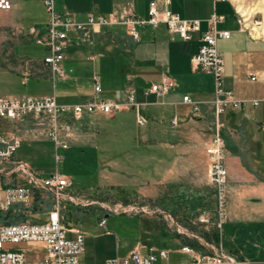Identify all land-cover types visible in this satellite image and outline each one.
<instances>
[{"label": "crops", "instance_id": "obj_1", "mask_svg": "<svg viewBox=\"0 0 264 264\" xmlns=\"http://www.w3.org/2000/svg\"><path fill=\"white\" fill-rule=\"evenodd\" d=\"M8 1L11 4V9L9 11L0 10V15L6 17V21L0 22V46L5 51L4 55H0V71L3 69L5 72L8 71L19 76L22 85H26L28 78H39V76L48 73L56 74L43 63L46 50L42 46L43 56L40 59H22L14 54L16 45L33 41V36L30 34L32 27L28 34L24 35L20 22L24 21L26 15L32 19L38 7L43 9V0ZM151 2H155L160 11L167 9L182 19L199 20L200 28L198 32L192 34V39L189 41H183L178 36L169 33L164 24H160L156 28L148 26L142 29L139 40L133 42L139 44V49H142V43L146 42L151 44L150 46L158 44L165 47L167 49L165 58L159 62L155 59V65L152 66L153 59L144 56L143 60L146 61V65L136 67L134 74L127 75L119 87L104 94L102 90L103 98L117 99L122 97L123 91L126 89H134L139 111L146 119L143 126L136 124L139 128L136 133L137 142L145 147L146 152L159 146L171 158L167 176L164 181L158 183V187L140 184L132 190L136 196L134 205L154 208V212L149 214H133L141 219L145 217L142 220L139 219L140 237L135 246L139 244L157 248L153 245V240H157L161 246L170 245V247L157 248L169 251L168 262L164 264H193L186 255L179 252L180 246L186 240L183 235L172 229L171 223L174 221L178 224L184 223V227L189 232L203 240L208 237L210 239L208 242L212 245H217L220 242L225 252L235 256L243 264H264V108L248 105L243 110H228L221 117L223 124L221 132L226 145L228 199L226 222L222 227L221 234H218L217 241L215 235H212V232L216 231L213 225L200 226L196 224L197 218L202 214L212 219L215 215L214 188L208 180V162L205 151L212 134L211 101L215 97L213 75L203 69L194 70L191 65V58L201 45V35L207 29L206 20L213 13L222 16L223 20L218 24V28L230 32L229 39L217 41V48L223 59V88L225 91H231L236 99H262L264 98V38L256 35L253 29H250L249 32L240 30L237 22L238 10L230 0L215 3L210 0H54V9L58 13H67L78 21H85L89 14L108 17L122 13H133L139 18H142L143 15L146 19ZM45 25L46 23H44V27H39L35 24L34 27L43 32ZM119 28L122 27L106 26L87 35L72 36L76 42H71L69 45L73 44L77 49L74 57L79 65L76 66L77 74L73 77V84L70 88L75 95V102L68 104L82 103L92 96V78H90L89 92L82 93L85 88L81 74H83V69L87 68L88 62L92 65V62L102 57L100 54H96L97 52L95 53L97 47L101 52H111L112 44L118 46L120 38L114 35L115 32L127 35L125 30ZM109 31H113V33ZM9 32L11 35H7ZM138 68H140L138 76L141 79V74L150 72V78H143L145 81L142 80V83H139L141 84L140 89H137L134 81L137 78L135 72ZM145 70L147 71L141 72ZM163 77H167L173 83L167 93L160 97L154 94L144 95L143 90L146 87L159 82ZM60 78L67 79L64 75ZM176 78L184 79L183 88L178 85ZM1 84L3 83L0 82ZM8 94L3 96H53ZM184 95H189L194 101L200 103L199 112L193 113L190 106L182 103ZM147 107L155 115L161 114L162 110L169 114L170 129L173 132V136L169 140L161 139L164 128L163 120H158L155 116H147L145 111L143 112V108ZM114 117L115 114L108 116L94 113L84 114L79 119L69 118L75 135L72 142L81 145L89 144L91 138L94 137L93 128L96 121L100 118L115 119ZM58 150L55 149V154L58 153ZM23 163L30 168L28 164ZM4 178L10 179L7 176L0 177V186L2 187L7 184L1 182L4 181ZM105 178L109 185L97 186L91 190L92 192L75 188L68 179L69 188L66 192L77 197L81 202H91L86 205L65 202L63 211L67 215L69 224L73 220L79 221L81 214L85 211L101 209L109 212L106 207L113 208L120 205L118 202L107 204L101 199V201L93 199L94 191L104 187L112 189L115 187L112 184V179L107 176ZM88 197L91 200H88ZM162 201L165 208H170L169 210L160 209ZM156 206L159 207V210L156 209ZM161 219L166 222V229L160 224ZM147 221H155L156 224L147 226ZM255 249H260V252L257 251V253L259 252L263 257L261 262H253L247 257L248 253L256 251ZM112 259L114 258L108 257L102 264Z\"/></svg>", "mask_w": 264, "mask_h": 264}, {"label": "built area", "instance_id": "obj_2", "mask_svg": "<svg viewBox=\"0 0 264 264\" xmlns=\"http://www.w3.org/2000/svg\"><path fill=\"white\" fill-rule=\"evenodd\" d=\"M225 2L228 0H210ZM168 3V2H166ZM48 15L45 30L37 27L30 29L33 42L46 50L43 63L53 73L62 77L61 63L64 60V50L72 42V36L87 35L97 32L106 26H120L133 40L138 41L141 30L151 26L156 28L164 24L167 31L178 36L183 41L192 39V34L199 31L200 21L196 19H182L167 9L159 10L155 2L149 4L148 18H139L135 14H113L111 16L89 14L85 21H78L67 13H58L54 9V0H43ZM11 4L8 0H0V10L9 11ZM223 17L213 13L207 20V29L201 35V45L191 58L194 70L203 69L213 75L214 99L211 101L213 110L212 134L205 149L207 155V175L214 188L215 215L211 217L202 214L197 218L200 226L213 225L221 234L226 220L227 181L226 145L221 132V117L228 110H243L248 105L264 108V98L240 100L231 91L223 88V59L217 48L219 39H229L230 32L220 30L218 24ZM237 22L242 31L261 27V20L255 16L237 11ZM93 93L86 101L78 104H60L54 96L48 97H6L0 96V119L18 123L32 122L41 132L52 140L55 149H67L74 140V128L70 119H79L84 114L100 113L113 115L118 112L133 110L136 124L143 126L146 119L139 111L135 91L128 88L122 97L106 99L102 97V88L97 76L92 77ZM173 83L167 77L152 83L143 90L144 95L154 94L157 97L167 93ZM182 103L190 106L193 113L200 111V103L189 95L182 97ZM175 123V121H173ZM22 139L15 135H0V177L10 178L4 187L0 186V212L26 207L34 201L35 194L40 191L49 193L52 201L49 209L44 213L45 218L37 222L0 223V264H83L80 256L84 251V234L77 226H69L63 204L70 202L75 205H86L91 202H81L77 197L67 193L68 178L55 172L47 177H40L21 161L15 158V153ZM56 160L61 156L56 153ZM119 205V204H118ZM109 212L151 213L146 207L138 205L106 207ZM121 209V210H120ZM105 227V219L98 223ZM175 231L184 236V242L179 252L186 255L193 264H243L235 256L225 252L221 243L212 245L206 240L189 232L178 223H171ZM187 241L197 242L201 248H196ZM25 244L41 246V256L30 259L22 248ZM32 252V251H30ZM35 253V252H32ZM169 251L137 244L124 257H116L104 264H164L168 262Z\"/></svg>", "mask_w": 264, "mask_h": 264}, {"label": "rangeland", "instance_id": "obj_3", "mask_svg": "<svg viewBox=\"0 0 264 264\" xmlns=\"http://www.w3.org/2000/svg\"><path fill=\"white\" fill-rule=\"evenodd\" d=\"M240 13L248 12V15L255 16L261 20V26L264 24V0H230ZM44 7V5H43ZM253 10V11H252ZM250 11V12H249ZM145 18V16H141ZM48 18L46 8L38 7L32 19L26 15L22 24V32L24 35L28 34L31 27L36 24L39 27H44ZM6 21V17L0 15V22ZM34 21V22H32ZM120 30H124L119 28ZM7 35H11L9 32ZM264 38L263 35H260ZM177 40V38H176ZM72 42H76L74 38ZM144 42V41H142ZM133 54L137 60H143L144 56L150 57L152 66L157 62L163 60L167 54V49L158 44L142 43L141 52ZM73 45V44H72ZM69 45L64 51V60L61 63L64 77L66 80L60 78L57 74H43L39 78H28L26 85L21 84V78L15 76L10 72L0 71V96L10 93H16L24 96H46L53 95L60 103L75 102V95L70 89L72 87V79L77 74L76 66L79 64L75 59L74 53L77 49L74 45ZM113 50L105 52L97 47L96 54L102 57L98 58L93 64L87 63L83 69V85L84 91L88 93L91 88L90 78L97 76L99 78L100 86L103 94L111 89L119 87L120 82H123L119 73V63L114 62V52L116 46L112 44ZM116 47V48H115ZM5 51L0 46V55H4ZM14 54L22 59H40L43 56V48L33 41L16 45ZM90 65V67H88ZM159 65V63H158ZM139 67V66H137ZM138 68L136 70L137 78L134 79L137 89L141 88V81L143 78L149 77L150 72L141 74L142 79L138 76ZM121 78V79H120ZM178 85L183 88L184 79L176 78ZM145 81V80H144ZM88 91V92H87ZM8 94V95H9ZM145 111V112H144ZM143 112L150 117L155 116L163 120V136L161 139L169 140L173 136L170 129L169 114L162 110L161 114H153L149 108H143ZM115 119L100 118L96 121L93 128L94 137L91 138L89 144L81 145L75 144L72 141L69 143L67 149H59L58 154L61 156L60 160L55 158V146L50 138L43 134L39 127L32 122L18 123L0 119V135L15 134L19 136L22 141L16 150L15 157L29 165V169L34 174L40 177H47L51 173L58 172L60 175L67 177L74 187L80 190L91 191L97 186L107 184L105 176L113 180L115 187L101 188L93 192V199L95 201H105L107 204L120 203L122 206L134 205L136 196L132 193L133 188L140 184L147 186L158 187V183L165 180L167 176V169L170 165V155L164 153L158 146L151 148L146 152L145 147L139 144L136 139L138 127L135 123V116L133 110L115 113ZM35 139V140H33ZM164 154V155H163ZM4 184L10 182V179L1 181ZM109 185V184H107ZM92 192V191H91ZM49 200V206L43 204V200ZM91 200L90 197L87 198ZM101 199V200H100ZM228 199V197H227ZM226 199V200H227ZM52 201V196L44 191L37 192L34 201L23 207L25 213L16 216L18 222H37L45 218V212L49 209ZM34 206V210H33ZM164 210V202L161 203ZM157 210L159 207L156 206ZM18 208V207H16ZM14 208V209H16ZM148 210L152 211L154 208L148 206ZM121 210V209H120ZM134 211L126 213L105 212L101 209L88 210L81 214L79 221L73 220L69 226H77L84 234V252L80 256V261L83 264H102L104 259L111 257H124L131 251L139 236V219L145 217H137ZM107 216V217H105ZM15 217V218H16ZM106 220V226L99 227L98 221L101 218ZM15 218H10L14 221ZM226 222V221H225ZM224 222V223H225ZM17 223V222H16ZM147 226L156 224L155 221H147ZM150 224V225H149ZM160 224L165 227L166 222L161 219ZM183 226L184 223H179ZM224 225V224H223ZM175 231V226L172 227ZM238 239V238H237ZM243 242V240H242ZM153 245L160 247H170V245L161 246L159 241L153 240ZM25 253L30 259H35L41 256V246L38 244H25L22 246ZM248 253L247 257L253 262H261L263 257L259 254L260 249ZM35 253H32V252ZM257 251H259L257 253Z\"/></svg>", "mask_w": 264, "mask_h": 264}, {"label": "trees", "instance_id": "obj_4", "mask_svg": "<svg viewBox=\"0 0 264 264\" xmlns=\"http://www.w3.org/2000/svg\"><path fill=\"white\" fill-rule=\"evenodd\" d=\"M109 32L113 33V31H109ZM114 35H117L118 38H120V41L118 42L119 44L116 48V51L114 52V62L119 63V73L124 82L127 75L134 74V69L137 66L146 65V61L137 60L135 57H133V54L136 52V49H137L136 48L137 44L133 42V40L128 35L119 33L118 31H116ZM138 52H141L139 48H138ZM123 82H120V85ZM49 203H50L49 200H45V199L43 200V204H46L49 206ZM34 209L35 208L33 206V210ZM24 211L25 209L20 206L16 209H8L7 211L0 212V223H3V224L16 223L19 221V219H17L16 216L21 217L23 213H25ZM12 217L13 218L16 217L14 221L10 220V218ZM212 235H215V240L218 241L219 239L218 232L217 231L212 232ZM205 240L210 241L208 237H205ZM187 243L196 248L203 250L201 246L195 241H187Z\"/></svg>", "mask_w": 264, "mask_h": 264}, {"label": "bare ground", "instance_id": "obj_5", "mask_svg": "<svg viewBox=\"0 0 264 264\" xmlns=\"http://www.w3.org/2000/svg\"><path fill=\"white\" fill-rule=\"evenodd\" d=\"M239 12L241 10H238ZM253 11V10H252ZM250 12V11H249ZM248 12H244V14H247ZM249 14V13H248ZM253 32H255L256 35H263L264 36V24H262L259 28H253ZM252 35V34H251Z\"/></svg>", "mask_w": 264, "mask_h": 264}]
</instances>
